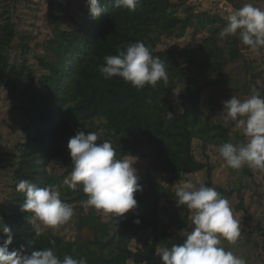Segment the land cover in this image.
<instances>
[{"label": "trees", "instance_id": "obj_1", "mask_svg": "<svg viewBox=\"0 0 264 264\" xmlns=\"http://www.w3.org/2000/svg\"><path fill=\"white\" fill-rule=\"evenodd\" d=\"M200 1L82 0L81 21L70 29H55L52 56L47 49L37 55L36 69L15 57L27 62L34 36L16 31L10 5L0 4V95L19 68L13 93L0 96V102L9 98V114H16L14 126L24 137L11 165L15 174L9 209L0 208V264H196L189 256L199 239L189 232L197 207L180 185L205 173L201 200L218 192L226 201L238 200L237 213L249 207L248 191H260L264 199V144L255 138L256 131L243 125V106L249 102L234 103L241 88L252 101L264 100V78L249 75L247 58L238 49L248 40L264 50V42L249 37L243 22L244 17L251 20L264 13L258 6L234 11L239 21L232 28L242 34L229 54L226 47L211 46L207 54L217 59L209 70L196 46L158 49L163 38L181 41L191 28L199 32L202 27L193 25L196 16L185 13L194 8L187 2ZM59 2L48 0L50 16ZM195 55L197 63L192 65ZM131 62L136 65L128 67ZM233 62L243 63L244 83L233 88L232 105L222 107L217 99L227 96L230 74H239L230 67ZM23 86L31 103L11 107ZM169 131L181 133L166 134ZM198 140L204 150L219 146L244 159V179L238 186H214L215 166L196 158ZM139 157L168 174L170 184L179 185L170 192L164 214L159 178L123 179L129 172L125 161ZM53 165L66 167V172ZM78 168L87 169L89 179L66 184ZM73 206L79 215L70 220L74 234L66 237L55 223ZM203 209L205 203L198 210ZM253 233L264 236V228L256 227ZM134 240L142 246L133 248ZM160 250L176 258L160 262Z\"/></svg>", "mask_w": 264, "mask_h": 264}, {"label": "rangeland", "instance_id": "obj_2", "mask_svg": "<svg viewBox=\"0 0 264 264\" xmlns=\"http://www.w3.org/2000/svg\"><path fill=\"white\" fill-rule=\"evenodd\" d=\"M61 1L64 5L62 6L60 4L62 2H59L54 15L50 16L48 13V0H0L1 5H10L15 30L31 33L34 36L33 50L31 54L26 56L27 62L25 63L24 59L19 55L15 56L19 63L35 68L37 66V55L44 54L47 49V53L52 56L50 45L51 41L55 39V29H58V27L70 29L74 27L76 22L81 21L83 17V13L80 11L83 5L82 0ZM187 4L194 8L192 13L187 12L185 14L188 17L191 15L196 16L193 25L198 24L202 28L199 32L191 28L188 36L181 41L163 38L158 49L167 50L174 47L191 48L196 46L197 52L205 55L202 58L203 61L206 60L208 64V68H206L209 70L215 67L214 59H217L207 54L213 49L211 46L214 47L217 44L220 48L226 47V52L229 54L232 50V42L237 37L240 38L238 35L242 34V31L237 33L232 28V25L239 21L234 11H237L242 6L245 9L258 6L264 13V0H201L195 4L193 2H187ZM227 11H232V13L229 14ZM222 19L225 22H222ZM243 22L247 26L245 31L250 33L249 37L256 35L259 42H264V15H256L251 20H249V17H244ZM238 49L241 56L247 58L249 75L255 79L264 78V50L260 51V48L252 47L251 42L248 40L239 43ZM12 56V59H14V55ZM189 62L192 65L196 64V55ZM133 64V62L129 63L128 67ZM230 67H233L232 69L238 71L236 73L239 74L237 76L230 74L229 78L231 81L225 88L226 92H228L227 96L222 97V100L220 98L217 99L219 106L221 104L222 107L232 105V102H234L232 97L236 96L233 88H241L244 83L242 74H240V72H243V63L233 62ZM18 71L19 68L17 67L12 77L4 83L0 96L6 97L8 95L10 97L15 80L18 81ZM233 74L235 73L233 72ZM236 79L239 80L238 83ZM25 90L26 87L23 86L18 96L11 101L13 102L11 107L19 104L26 107L31 103L27 95L22 92ZM240 91H242V88L238 90V93L236 92L239 97L236 96L238 100L234 103L249 102L243 106V110L246 113V117L242 120L243 125L256 131L258 135H255V138L264 144V139L262 138L264 134V115L258 111H264V100L252 101V98ZM197 98L198 96H194L193 101H197ZM8 101L9 98H6L5 101L1 100L0 102V112H2L1 116H3L0 121V208L7 210L10 206V194L14 188L15 171L11 170V165L16 160L18 153L16 146L24 140L23 135L14 126L15 122L13 120H15L16 114H9L10 104ZM175 104L177 111L181 112V108L176 101ZM241 112H239V115ZM237 118L239 117L237 116ZM214 120L220 122L218 117H214ZM178 123H181V121H178ZM83 131L87 133L89 127H84ZM180 133V131H169L166 134L178 135ZM69 135L74 136L73 133ZM98 151L100 149H94V153L96 152L97 154ZM195 154L198 160L215 166L212 179L215 187L238 186L239 181L244 179L242 178L244 174V159L242 157L231 155L219 146L214 145L208 146L204 150L203 143L199 140L195 144ZM124 165L125 169L127 168L129 171L123 174L125 181L128 177L142 181L147 175H152L161 180V213L164 214V207L168 204L170 192L178 189L179 185L170 184L168 182L169 175L160 171L159 167L156 168L152 162L144 157L129 158ZM53 168H56V171L59 172H66V167L62 168L53 165ZM254 170L257 173L256 167ZM66 179V184L68 181L84 182L89 179V172L87 169L78 168L71 171ZM207 179L206 174L202 173L190 177V182H185L179 186L189 202L197 207L190 219L191 228L189 234L196 235L199 239V244L194 253L189 256L190 260L196 264H264V260L260 259L261 254L264 258V236L261 233H253L256 227L264 228V199L260 196L262 192L248 191L247 201L249 207L246 210L247 212L237 213L234 210V206L238 202L236 197L234 201H226L221 198L218 192H210L204 196V200H201L202 187L206 184ZM203 203H205L207 209L198 210L199 208L201 209ZM215 206H218V209ZM78 215V208L74 206L66 213H62L56 219V229H60L57 231L63 230L66 237H71L74 234V229L71 230L70 220H75ZM38 227L40 230H45V226ZM205 231L208 234L206 236L203 235ZM132 246L133 248L142 246V242L134 240ZM170 257L176 258V256L160 250V262H165Z\"/></svg>", "mask_w": 264, "mask_h": 264}]
</instances>
